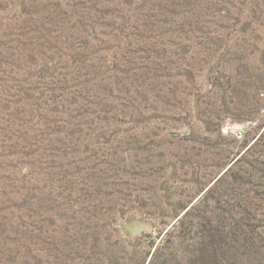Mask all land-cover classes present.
<instances>
[{"label": "rangeland", "instance_id": "obj_1", "mask_svg": "<svg viewBox=\"0 0 264 264\" xmlns=\"http://www.w3.org/2000/svg\"><path fill=\"white\" fill-rule=\"evenodd\" d=\"M203 194L264 264V0H0V264H148Z\"/></svg>", "mask_w": 264, "mask_h": 264}, {"label": "trees", "instance_id": "obj_2", "mask_svg": "<svg viewBox=\"0 0 264 264\" xmlns=\"http://www.w3.org/2000/svg\"><path fill=\"white\" fill-rule=\"evenodd\" d=\"M247 150L210 185L207 191L217 187L233 171L232 167L241 162ZM205 198L203 194L177 221H174L168 229L157 236L158 240H153V243H156L155 250L148 264H162L164 261L161 258L163 259L165 256L173 258L179 247L184 249V261L181 264H217L215 262L217 260L218 241L223 233L216 226L218 217L209 213L196 214L192 210L197 208V205L203 202ZM201 228L203 229L200 230Z\"/></svg>", "mask_w": 264, "mask_h": 264}]
</instances>
